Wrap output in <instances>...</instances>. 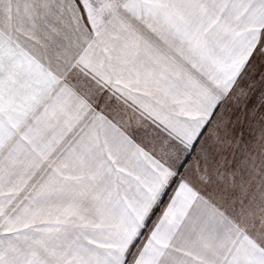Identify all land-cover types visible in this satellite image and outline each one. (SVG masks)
I'll return each instance as SVG.
<instances>
[{"label": "snow or ice", "instance_id": "snow-or-ice-1", "mask_svg": "<svg viewBox=\"0 0 264 264\" xmlns=\"http://www.w3.org/2000/svg\"><path fill=\"white\" fill-rule=\"evenodd\" d=\"M0 264H264V0H0Z\"/></svg>", "mask_w": 264, "mask_h": 264}]
</instances>
